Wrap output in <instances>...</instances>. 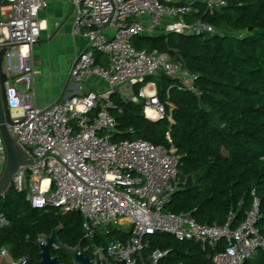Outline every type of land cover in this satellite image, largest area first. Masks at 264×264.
<instances>
[{"label": "built area", "instance_id": "obj_1", "mask_svg": "<svg viewBox=\"0 0 264 264\" xmlns=\"http://www.w3.org/2000/svg\"><path fill=\"white\" fill-rule=\"evenodd\" d=\"M71 2L76 11L75 33L89 41L90 50L76 58L70 78L83 82L97 77L107 89L62 97L42 108L35 104L32 49L40 41V14L49 0H4L0 6V48L7 47L3 71L12 121L9 129L34 161L18 172L13 187L26 193L36 210L81 214L87 236L118 232L121 239H111L105 248L95 247L114 264H121L122 257L128 264H146L144 241L156 233L200 243L204 250L223 244L224 249L213 255V264H247L264 254V236L258 227L263 214L255 192L245 221L236 229L231 228L233 217L224 226L201 225L189 214L165 210L177 189L181 166L169 132L168 146L142 139L113 142L118 132L111 112L116 108L113 96L123 102H142L143 115L150 121L167 118L173 124L174 107L161 102L156 77L163 75L176 81L180 90L202 95L197 76L185 67L181 55L138 50L133 40L170 34L222 35L194 15L200 7L206 14L219 13L226 0ZM101 56L105 65L98 61ZM122 88L128 93H122ZM5 163L0 131V166ZM7 225L0 212V229ZM7 255L8 249L0 248V256ZM165 255L157 251L152 264Z\"/></svg>", "mask_w": 264, "mask_h": 264}, {"label": "trees", "instance_id": "obj_2", "mask_svg": "<svg viewBox=\"0 0 264 264\" xmlns=\"http://www.w3.org/2000/svg\"><path fill=\"white\" fill-rule=\"evenodd\" d=\"M214 15L203 8L195 14L222 35L179 34L139 37L138 50L181 55L185 67L197 76L202 94L180 90L176 81L156 77L162 103L173 105V124L167 118L150 121L143 103L112 100L118 132L113 142L145 140L168 146L169 132L180 157L179 182L165 210L189 214L201 225L239 227L251 209L255 192L263 219L258 227L264 236V0H226ZM252 28L253 31L249 32ZM100 61V57H98ZM138 92V88L136 89ZM0 212L8 225L0 229V248L21 255L31 241L58 225L63 236L84 247L105 248L118 232L89 238L79 213L58 209L36 210L26 193L14 187L0 201ZM145 260L157 251L166 253L157 264H213V255L224 245L203 249L200 243L181 241L166 233L147 236ZM247 264H264V254Z\"/></svg>", "mask_w": 264, "mask_h": 264}, {"label": "crops", "instance_id": "obj_3", "mask_svg": "<svg viewBox=\"0 0 264 264\" xmlns=\"http://www.w3.org/2000/svg\"><path fill=\"white\" fill-rule=\"evenodd\" d=\"M76 11L71 0H49L41 12L43 25L40 41L32 49L34 93L38 108L57 103L62 97L102 93L107 85L97 77L77 82L70 78L76 58L90 50L89 41L74 30ZM106 64V59L100 57Z\"/></svg>", "mask_w": 264, "mask_h": 264}, {"label": "water", "instance_id": "obj_4", "mask_svg": "<svg viewBox=\"0 0 264 264\" xmlns=\"http://www.w3.org/2000/svg\"><path fill=\"white\" fill-rule=\"evenodd\" d=\"M3 2L4 0H0V6ZM252 31L253 29L250 28L249 32ZM6 50V46L0 48V131L6 150V163L0 176V201L10 190H12L13 181L18 172L23 167H27L34 164L31 155L20 146L17 137H14L9 129V125H11L12 121L10 119V113L6 97L5 84L7 81V76L3 71L4 55L6 53ZM60 229L61 227L53 230L52 235L50 237L44 235L40 236L41 239L47 240V244L41 246L42 255L50 254V252L56 249V246L53 245L57 244L59 248L66 250L73 256V264H112L110 259L107 256L101 254L100 252H96L94 255V261H91L86 254L80 252V245H78L74 249L64 245H60L58 241V232L60 231ZM87 237L92 238L91 236ZM4 257L5 256H0L1 259H5ZM122 258L123 260L121 261V264H128L127 259L125 257ZM54 261H57V259H55ZM153 261L154 258L151 256L148 258L146 264H152Z\"/></svg>", "mask_w": 264, "mask_h": 264}, {"label": "flooded vegetation", "instance_id": "obj_5", "mask_svg": "<svg viewBox=\"0 0 264 264\" xmlns=\"http://www.w3.org/2000/svg\"><path fill=\"white\" fill-rule=\"evenodd\" d=\"M59 227H61L58 232V241L60 245L67 246L72 249L80 245V252L86 254L91 261H94V255L96 253L95 247L93 250L90 246L84 247L83 241L75 244L72 239H66V237L63 236L64 227L60 224L53 227L49 233H42L39 235L38 239L31 241L19 256L12 254L8 249V255L4 257L5 259H1L3 257L0 258V264H73V256L66 250L59 248L57 244L53 245L56 246V249L50 252V254L42 255L41 246L46 245L47 240L41 239L40 236L44 235L50 237L52 235V231ZM55 259H57V261H54ZM112 264L114 263L112 262Z\"/></svg>", "mask_w": 264, "mask_h": 264}, {"label": "rangeland", "instance_id": "obj_6", "mask_svg": "<svg viewBox=\"0 0 264 264\" xmlns=\"http://www.w3.org/2000/svg\"><path fill=\"white\" fill-rule=\"evenodd\" d=\"M17 87H18L20 90H22V91L25 90V87H24L23 85H18ZM121 92L124 93V94L128 93L124 88L121 89ZM3 168H4V166H0V176H1V174H2Z\"/></svg>", "mask_w": 264, "mask_h": 264}, {"label": "bare ground", "instance_id": "obj_7", "mask_svg": "<svg viewBox=\"0 0 264 264\" xmlns=\"http://www.w3.org/2000/svg\"><path fill=\"white\" fill-rule=\"evenodd\" d=\"M152 114H155V113L152 112Z\"/></svg>", "mask_w": 264, "mask_h": 264}]
</instances>
